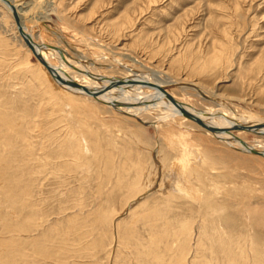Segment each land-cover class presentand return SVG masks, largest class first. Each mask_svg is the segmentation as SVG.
<instances>
[{"label":"rangeland","instance_id":"obj_1","mask_svg":"<svg viewBox=\"0 0 264 264\" xmlns=\"http://www.w3.org/2000/svg\"><path fill=\"white\" fill-rule=\"evenodd\" d=\"M20 4L34 39L82 69L203 115L264 118V0ZM157 72L216 100L152 89ZM49 75L0 3V264H264V156ZM229 130L262 150L264 134Z\"/></svg>","mask_w":264,"mask_h":264},{"label":"bare ground","instance_id":"obj_2","mask_svg":"<svg viewBox=\"0 0 264 264\" xmlns=\"http://www.w3.org/2000/svg\"><path fill=\"white\" fill-rule=\"evenodd\" d=\"M11 1L15 4L18 10V14L21 18L22 26L25 28V31L30 35H33L26 27V24L24 23L22 18L23 10L20 7L21 6L20 2L23 0H11ZM0 3H2L7 8V10L11 13L13 17L11 9L4 2H2V0H0ZM14 22H15L16 30L18 31V27L15 19ZM20 37L24 39L21 36V34ZM34 38L33 40L36 44L37 52L50 65L52 71L50 72V70H48L46 66L40 62L41 65H43V69L50 74L49 76H51L55 80V82L58 83V85H61L66 90L80 95L82 94L93 97H102L112 105L123 106V108H125V110L128 111L130 114L141 115L144 114L145 111L151 110V111H158L159 115L160 114H162L163 116L165 115L164 117L166 118L169 115L186 116L194 122L208 126V128L211 129V131L215 136L224 139V141H227L229 144L237 145L245 151L264 156V145L262 146V150H255L256 149L255 146H252V144L250 145L246 142H240V140L236 137V135L229 130V127L233 126L234 128L249 130V131H254L255 133L259 132L264 134V118L263 119L256 117L250 118L241 113L240 114L236 113L231 108L209 111L205 115H203L200 112H197L189 108L185 104H179L173 100H169L168 98H167L168 100L159 98L160 95L155 92L146 93L144 91H136L137 89L136 90L133 89L135 87L133 82H135L137 78L134 79L129 78V80L120 81V80L110 79L107 77H102L101 75L97 76V74L95 75V73L85 68L82 69L80 66L79 67L76 66L75 64L77 63L71 60L73 62L72 63L65 56V54L61 51L60 48H54V47L47 48L48 45L43 44L41 42H39L40 43L39 44ZM28 49L30 52L33 53V51L29 47ZM62 50L64 49L62 48ZM49 57H57L61 64L59 66H53L49 61ZM158 73L159 72L155 73L158 77L156 78L157 80H155L154 85L146 84L147 86L152 87V89L159 90V89H164L166 87H175L178 85L182 90H186V89L196 90L199 95H203L204 98L205 96L209 97V100L211 101L215 99L214 96H207L206 92H204L194 82H190V81L180 82L177 79L168 77L166 75L164 77ZM56 76L61 77V79L55 78ZM105 78H107V80ZM161 117L162 116H160V118Z\"/></svg>","mask_w":264,"mask_h":264},{"label":"water","instance_id":"obj_3","mask_svg":"<svg viewBox=\"0 0 264 264\" xmlns=\"http://www.w3.org/2000/svg\"><path fill=\"white\" fill-rule=\"evenodd\" d=\"M2 2H4L12 11L13 17L16 21L17 27H18V31L21 34V36L24 38L27 46L33 51V53L35 54V56L38 58V60L44 64L46 66V68L48 70H50V72L52 71L50 65L43 59V57L37 52L36 49V44L33 40L34 36L30 35L29 33H27L25 31V28L22 26V22H21V18L18 14V10L15 6V4L11 1V0H2ZM55 78L57 79H61V77L56 76ZM73 84V82H72Z\"/></svg>","mask_w":264,"mask_h":264}]
</instances>
